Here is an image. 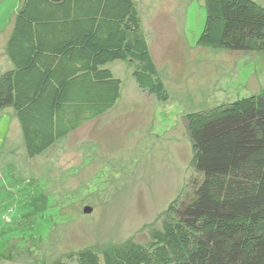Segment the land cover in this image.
I'll return each mask as SVG.
<instances>
[{"label": "trees", "instance_id": "16d2710c", "mask_svg": "<svg viewBox=\"0 0 264 264\" xmlns=\"http://www.w3.org/2000/svg\"><path fill=\"white\" fill-rule=\"evenodd\" d=\"M203 3L197 47L264 50V6ZM6 54L12 68L0 75V112H15L29 159L115 106L113 62L132 65L146 96L169 99L134 0H24ZM185 124L199 179L171 202L161 228L145 244L87 249L51 264H264V92L187 114Z\"/></svg>", "mask_w": 264, "mask_h": 264}, {"label": "rangeland", "instance_id": "374dc122", "mask_svg": "<svg viewBox=\"0 0 264 264\" xmlns=\"http://www.w3.org/2000/svg\"><path fill=\"white\" fill-rule=\"evenodd\" d=\"M23 2H0V75L12 68L6 44ZM134 2L168 101L139 91L129 62H113L108 69L121 81L117 113L108 111L34 159L15 112L1 111L0 264H51L87 249L145 244L171 202L199 179L185 116L264 92V50L197 47L203 0Z\"/></svg>", "mask_w": 264, "mask_h": 264}, {"label": "crops", "instance_id": "0c3cea01", "mask_svg": "<svg viewBox=\"0 0 264 264\" xmlns=\"http://www.w3.org/2000/svg\"><path fill=\"white\" fill-rule=\"evenodd\" d=\"M140 91V90H139ZM126 99H128L127 101H129V104L128 105H130V104H133L132 103V101H131V99L128 97V98H126ZM120 99H118V101H117V103L115 104V106L109 111V112H114V113H117V110H118V107L120 106ZM122 111V110H121ZM132 110L130 109V108H128V109H125L124 111H123V113H125V112H131ZM122 113V112H121Z\"/></svg>", "mask_w": 264, "mask_h": 264}, {"label": "water", "instance_id": "95a60500", "mask_svg": "<svg viewBox=\"0 0 264 264\" xmlns=\"http://www.w3.org/2000/svg\"><path fill=\"white\" fill-rule=\"evenodd\" d=\"M47 1L58 2V1H60V0H47ZM84 212H85L86 214H89V213L91 212V209H90V208H86V209L84 210Z\"/></svg>", "mask_w": 264, "mask_h": 264}]
</instances>
